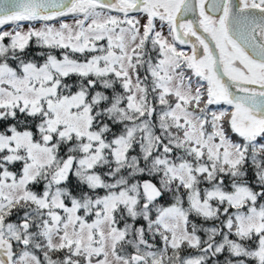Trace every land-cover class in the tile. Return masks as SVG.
Returning <instances> with one entry per match:
<instances>
[{
	"label": "snow or ice",
	"instance_id": "snow-or-ice-1",
	"mask_svg": "<svg viewBox=\"0 0 264 264\" xmlns=\"http://www.w3.org/2000/svg\"><path fill=\"white\" fill-rule=\"evenodd\" d=\"M0 264H264V0H0Z\"/></svg>",
	"mask_w": 264,
	"mask_h": 264
},
{
	"label": "rangeland",
	"instance_id": "rangeland-1",
	"mask_svg": "<svg viewBox=\"0 0 264 264\" xmlns=\"http://www.w3.org/2000/svg\"><path fill=\"white\" fill-rule=\"evenodd\" d=\"M8 27H11V26H8Z\"/></svg>",
	"mask_w": 264,
	"mask_h": 264
},
{
	"label": "flooded vegetation",
	"instance_id": "flooded-vegetation-1",
	"mask_svg": "<svg viewBox=\"0 0 264 264\" xmlns=\"http://www.w3.org/2000/svg\"><path fill=\"white\" fill-rule=\"evenodd\" d=\"M189 18H191V17H189Z\"/></svg>",
	"mask_w": 264,
	"mask_h": 264
}]
</instances>
